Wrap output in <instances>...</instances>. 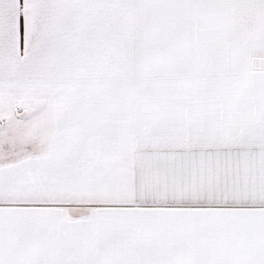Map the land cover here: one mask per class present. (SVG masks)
Instances as JSON below:
<instances>
[{"label":"snow or ice","instance_id":"1","mask_svg":"<svg viewBox=\"0 0 264 264\" xmlns=\"http://www.w3.org/2000/svg\"><path fill=\"white\" fill-rule=\"evenodd\" d=\"M0 264H264V0H0Z\"/></svg>","mask_w":264,"mask_h":264}]
</instances>
